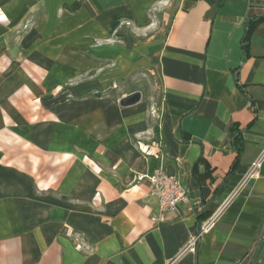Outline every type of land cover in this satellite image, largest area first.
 <instances>
[{
	"label": "crops",
	"instance_id": "crops-1",
	"mask_svg": "<svg viewBox=\"0 0 264 264\" xmlns=\"http://www.w3.org/2000/svg\"><path fill=\"white\" fill-rule=\"evenodd\" d=\"M64 1L52 51L26 46L0 75V264H237L264 228V156L249 174L264 152V22L243 42L264 0ZM154 7L167 28L142 41L129 27ZM139 70L162 95L153 141L136 139L140 110L103 97ZM158 168L189 200L153 224L135 176ZM199 212L212 221L189 245Z\"/></svg>",
	"mask_w": 264,
	"mask_h": 264
},
{
	"label": "rangeland",
	"instance_id": "rangeland-1",
	"mask_svg": "<svg viewBox=\"0 0 264 264\" xmlns=\"http://www.w3.org/2000/svg\"><path fill=\"white\" fill-rule=\"evenodd\" d=\"M76 1L80 4L79 8L82 9V12H85V0ZM16 2H21L22 5L16 6ZM9 4L13 5L14 12H17L13 16L3 14L6 12L5 7H8ZM10 5L8 12L11 11ZM165 11L155 9V7L150 9L148 11L150 24L141 28L140 32L135 33L130 29L131 26L129 32L133 36L141 38L142 41L151 37L155 39L162 37L167 28ZM62 12H69L64 0H0V75L15 71V67L22 63V53L26 46H30L31 51L38 53L48 42L51 43L49 47L52 51L54 26L59 22L57 19L61 18ZM118 30L117 27L114 33L116 34ZM106 43L107 40L104 41V44ZM110 65L112 68V64ZM84 76H80L79 80ZM133 92H139L141 98L137 104L125 108L127 110H140L143 124L147 128L136 139L140 142L153 141L159 124V108L162 99L159 80L156 75L139 70L126 75L124 78H118L115 83L111 84L109 91L103 97L118 101Z\"/></svg>",
	"mask_w": 264,
	"mask_h": 264
},
{
	"label": "built area",
	"instance_id": "built-area-1",
	"mask_svg": "<svg viewBox=\"0 0 264 264\" xmlns=\"http://www.w3.org/2000/svg\"><path fill=\"white\" fill-rule=\"evenodd\" d=\"M146 153L145 150H142ZM264 156V152L261 154L257 162H255L250 168V175H253L256 169L259 167L260 161ZM146 180L149 184V195L157 200L158 214L151 216L150 221L153 224H159L166 221V215L173 211L178 205L188 202V195L183 186L176 180V178L167 175L162 169L158 168L151 174L136 175L135 181L140 182ZM212 219L204 224L199 232L191 239L189 245H194L198 240L201 233L205 232ZM261 251L264 253V228L255 242L254 250L242 258L237 264H264L263 260L255 261V251Z\"/></svg>",
	"mask_w": 264,
	"mask_h": 264
},
{
	"label": "trees",
	"instance_id": "trees-1",
	"mask_svg": "<svg viewBox=\"0 0 264 264\" xmlns=\"http://www.w3.org/2000/svg\"><path fill=\"white\" fill-rule=\"evenodd\" d=\"M264 22V16H256L254 18L248 19L245 21V35L243 38V42H245L247 40L248 35L250 34V32L252 31V29L259 23ZM237 131L233 130L231 132V144H232V148L236 153V157L230 167V171L236 166L237 164V160L241 154L242 151V146L240 144V139L238 136ZM206 218L205 214H203L202 212H199V214L197 215V226H200V223ZM197 228V233L199 232V227Z\"/></svg>",
	"mask_w": 264,
	"mask_h": 264
},
{
	"label": "water",
	"instance_id": "water-1",
	"mask_svg": "<svg viewBox=\"0 0 264 264\" xmlns=\"http://www.w3.org/2000/svg\"><path fill=\"white\" fill-rule=\"evenodd\" d=\"M141 98L139 92H133L127 96H124L119 99L118 104L121 107H129L137 104Z\"/></svg>",
	"mask_w": 264,
	"mask_h": 264
}]
</instances>
